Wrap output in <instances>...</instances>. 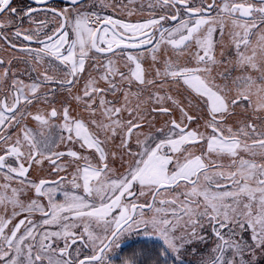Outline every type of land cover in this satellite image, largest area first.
I'll return each instance as SVG.
<instances>
[{
	"label": "snow or ice",
	"instance_id": "obj_1",
	"mask_svg": "<svg viewBox=\"0 0 264 264\" xmlns=\"http://www.w3.org/2000/svg\"><path fill=\"white\" fill-rule=\"evenodd\" d=\"M149 7L0 0V264H264V0Z\"/></svg>",
	"mask_w": 264,
	"mask_h": 264
},
{
	"label": "flooded vegetation",
	"instance_id": "obj_2",
	"mask_svg": "<svg viewBox=\"0 0 264 264\" xmlns=\"http://www.w3.org/2000/svg\"><path fill=\"white\" fill-rule=\"evenodd\" d=\"M12 3L14 6L26 5V4H30L31 0H12ZM95 3L97 5V7H100L101 4H103V3H108V4L117 3L119 5H125L124 11L120 12L117 10L116 16H117V18L127 17L128 12L131 11L133 14L131 17L132 20H135L138 16H149L152 11H158V9H153V8L149 7L150 4H155L156 0H95ZM104 11L106 14H112L113 10L111 7H109L107 9H105ZM44 15L45 14L42 12L37 13V18L38 19H44ZM24 27H29V24L27 21H25ZM0 44H2V42H0ZM63 174L64 173H62L61 175H63ZM44 178H47V177H44ZM50 179H55V177H52ZM129 240H132V238L129 237L128 241ZM128 241H126V242H128Z\"/></svg>",
	"mask_w": 264,
	"mask_h": 264
},
{
	"label": "rangeland",
	"instance_id": "obj_3",
	"mask_svg": "<svg viewBox=\"0 0 264 264\" xmlns=\"http://www.w3.org/2000/svg\"><path fill=\"white\" fill-rule=\"evenodd\" d=\"M119 5V4H118ZM124 9H125V5H119V9H118V11H124ZM217 51H219L218 49H217ZM236 73H233V75H235ZM45 168H47V165H45ZM33 174H35V170H33ZM62 174V173H61ZM43 177H47V178H52L53 176H51L50 175V171H45V172H43ZM132 239L133 238H135L134 236L133 237H131ZM185 259H186V261H193L194 262V264H195V262L196 261H198V257H191V256H186L185 257Z\"/></svg>",
	"mask_w": 264,
	"mask_h": 264
},
{
	"label": "trees",
	"instance_id": "obj_4",
	"mask_svg": "<svg viewBox=\"0 0 264 264\" xmlns=\"http://www.w3.org/2000/svg\"><path fill=\"white\" fill-rule=\"evenodd\" d=\"M144 239H146V238H144V237H139V238L135 237V238H133L132 240H129V241H133V240H137L138 241V240H144ZM152 240L154 241L155 238H152Z\"/></svg>",
	"mask_w": 264,
	"mask_h": 264
}]
</instances>
